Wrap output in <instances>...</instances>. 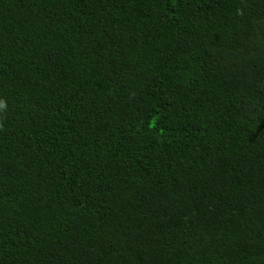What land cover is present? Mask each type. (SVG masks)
Listing matches in <instances>:
<instances>
[{"label":"trees","instance_id":"1","mask_svg":"<svg viewBox=\"0 0 264 264\" xmlns=\"http://www.w3.org/2000/svg\"><path fill=\"white\" fill-rule=\"evenodd\" d=\"M0 264H264V0H0Z\"/></svg>","mask_w":264,"mask_h":264}]
</instances>
